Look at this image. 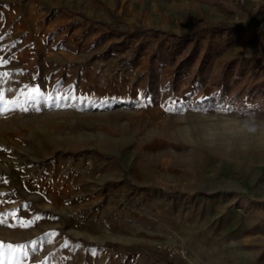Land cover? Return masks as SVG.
I'll return each mask as SVG.
<instances>
[{"label":"rangeland","instance_id":"obj_1","mask_svg":"<svg viewBox=\"0 0 264 264\" xmlns=\"http://www.w3.org/2000/svg\"><path fill=\"white\" fill-rule=\"evenodd\" d=\"M113 4L140 23L134 27L197 36L168 35L133 57V44L112 46L120 40L108 20L92 36L58 19L45 26L51 15L42 10L74 16L76 2L0 0V58L8 61L0 73L11 74L0 88L5 100H17L6 107L38 108L0 114V213L13 214L0 224V241L37 242L23 264H96L89 252L103 249L116 250L112 256L155 249L192 264H264V96L247 93L264 81V0ZM218 22L237 28L203 31ZM79 65L78 79L102 78L98 84L114 95L98 96L87 81L78 92L70 72ZM35 87L87 102L28 105ZM88 155L111 166L103 172ZM82 157L103 191L92 207L72 192L85 180L73 168ZM114 193V210L104 214Z\"/></svg>","mask_w":264,"mask_h":264},{"label":"crops","instance_id":"obj_2","mask_svg":"<svg viewBox=\"0 0 264 264\" xmlns=\"http://www.w3.org/2000/svg\"><path fill=\"white\" fill-rule=\"evenodd\" d=\"M25 1L33 2V3L45 2V3L50 4L52 7H56L62 1L67 2V3L76 2V5H73V6L76 8L75 10L77 11L78 14L74 13V16L73 14L70 15V14L65 13L66 11L60 8L52 10L51 14H49L48 11H46L45 9L42 10L41 12L42 14H45V16L51 15V18L48 20L47 23H45V26H49L51 22L54 23L55 19H58L57 21L61 22L62 23L61 26L63 27L67 25V22H69L66 28L73 26L75 31H77V29L78 30L80 29L89 30L88 32L90 36L101 31L102 28H104V26L99 23V21L101 20L103 21L108 20L110 21V23L113 24L112 28H107V30L111 31V33L114 34L116 38L120 40V42L124 38L122 29L131 30L136 24L140 25V23H130V21L126 20L125 16H122L119 12L114 10V4H113L114 0H25ZM73 6L70 5L71 8H73ZM109 9H112L113 11H115L119 19L127 23V27L117 28L115 21L113 19L111 20L110 18ZM62 20H65V21H62ZM147 28H151V27H147ZM142 39L143 38L141 37L139 40H142ZM157 39L160 40V39H165V38L149 37L148 39L145 40V45L146 43L148 44L150 43V41H154ZM85 40L87 41L88 38H86ZM117 42L119 43V41ZM130 46L131 45L125 47V49L129 48ZM116 52L120 54L121 50L117 49ZM120 56L125 58L123 54H120ZM80 66L81 65H79L77 70L75 69L70 72V75L73 77L72 81L77 82L78 80H80L79 82L80 85H78V87L80 86V89H77L78 92L83 89L84 87L83 84L85 83V81H87L89 83H92V85H89L88 88L90 87L94 88L93 90L98 96L107 94L112 97L114 95V93H111L110 91L106 90L105 87H102L98 84L100 81H102V78L96 79L95 77H91V78L87 77V79L84 81L83 78L80 76V79H78V77L76 76L77 74L79 75V73H76V72L78 71L80 72V68H82V66L81 67ZM111 66H109L108 69H110ZM84 74L87 76V74H89V71L86 70ZM81 84H82V87H81ZM87 158H93L94 160H96L100 168L103 170V172L106 171V169L111 166L108 164L106 160L101 159V156L99 155L98 156L88 155ZM85 160L86 158L82 157L76 160L75 164L73 165L74 170L78 173L80 177H82V179H85V180H83L81 183L76 185V187H72V192L74 193L73 195L75 197L79 196L82 200H85V203L87 204L86 206L92 207L95 204V202H99L100 198L103 197V191L101 190V187H99L94 181H92L93 178H92L91 173L87 170L85 166V162H86ZM109 184H111V182ZM108 188L112 192L113 190H115L114 192H116L119 189L118 187L112 186V184ZM115 194H118V193H114L115 197H112L111 201L108 204L103 205L102 210L104 214L113 212L114 204L116 201ZM82 204L84 203L82 202ZM85 208H86L84 209L85 211L90 210L89 209L90 207H85ZM111 225L112 224L110 223L109 226ZM112 235L119 237L122 234L113 232ZM84 236L90 237V235L88 236L84 235ZM138 247H141V245H138ZM115 251L116 250L108 251V249L93 250V251H90L89 254L92 256L95 254L96 257L100 258V261H98L96 264H192L190 261L186 262L179 258L169 259L165 253L157 251L155 249H151V250L129 249V251L125 255L112 256L110 252H115ZM105 257H106V260L104 259Z\"/></svg>","mask_w":264,"mask_h":264},{"label":"snow or ice","instance_id":"obj_3","mask_svg":"<svg viewBox=\"0 0 264 264\" xmlns=\"http://www.w3.org/2000/svg\"><path fill=\"white\" fill-rule=\"evenodd\" d=\"M15 46L14 44L12 45ZM8 61L0 58V64H7ZM11 74L8 72L0 73V82L4 80V78L9 77ZM27 87V86H26ZM18 99V98H17ZM115 99V98H113ZM26 104L28 105H37L39 102L40 105L48 108H65V107H74L75 103L80 102L81 104L87 102L86 98L77 97L75 94L69 95L67 93L61 95L58 92L55 93H45L38 87L32 88L29 95L26 97ZM119 102V101H118ZM17 100H5L4 91L0 88V114L6 115L9 112L15 111H29V110H38V108L29 109L28 107L23 108H7L8 104H16ZM93 104L100 103L93 101ZM103 103L107 104L108 101H104ZM139 103H143L142 100ZM172 103V101H169ZM179 103V101H176ZM6 195L5 193H0V196ZM12 213L4 214L0 213V224L5 223L6 216H12ZM23 224V221L20 222ZM37 242L32 241L28 244H11L4 243L0 241V264H23V261L28 259L30 254H34L37 251ZM67 246V245H65Z\"/></svg>","mask_w":264,"mask_h":264},{"label":"trees","instance_id":"obj_4","mask_svg":"<svg viewBox=\"0 0 264 264\" xmlns=\"http://www.w3.org/2000/svg\"><path fill=\"white\" fill-rule=\"evenodd\" d=\"M113 19L116 22L117 28H125L127 27V23L119 19L116 15H112ZM104 24H108L105 23ZM237 28V26L234 23L230 22H218V23H211L206 25L203 28V31L208 32V33H219L223 34L228 31H233ZM122 33L124 34V38L122 39L121 42L116 43L112 46H129V45H134L133 47V57L138 55V53L145 48V40L148 39L149 37H156V38H165L166 36H172L174 38H183L184 40L187 41H192L196 38L198 31L196 30H190L189 32H184L182 35H177V34H171L166 31H162L160 29H153V28H144V27H134L133 29H122ZM143 38L142 40H139L140 38ZM189 59H184L181 62V66L184 67L186 66L189 62ZM125 63V62H124ZM122 63V64H124ZM247 93L251 96V94H260L264 96V81L261 82L259 85L252 86L251 89L247 91ZM254 96V95H253ZM257 96V95H256ZM114 247H118V245H113Z\"/></svg>","mask_w":264,"mask_h":264},{"label":"built area","instance_id":"obj_5","mask_svg":"<svg viewBox=\"0 0 264 264\" xmlns=\"http://www.w3.org/2000/svg\"><path fill=\"white\" fill-rule=\"evenodd\" d=\"M86 164H87L90 168H93V163H92L91 160L87 161ZM182 254H183V256H185V251H184V250H182Z\"/></svg>","mask_w":264,"mask_h":264}]
</instances>
